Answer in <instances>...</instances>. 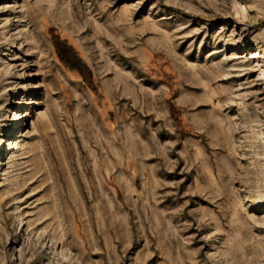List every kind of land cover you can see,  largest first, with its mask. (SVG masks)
<instances>
[{
	"label": "rangeland",
	"instance_id": "rangeland-1",
	"mask_svg": "<svg viewBox=\"0 0 264 264\" xmlns=\"http://www.w3.org/2000/svg\"><path fill=\"white\" fill-rule=\"evenodd\" d=\"M12 102L0 264H264V0H0Z\"/></svg>",
	"mask_w": 264,
	"mask_h": 264
},
{
	"label": "bare ground",
	"instance_id": "bare-ground-1",
	"mask_svg": "<svg viewBox=\"0 0 264 264\" xmlns=\"http://www.w3.org/2000/svg\"><path fill=\"white\" fill-rule=\"evenodd\" d=\"M24 103L12 102L10 106L13 108V111L10 112L11 126L0 138V161L4 163L7 159V154L12 153L15 148V145L18 142H21L24 136V125L26 121V116L22 110ZM9 119V118H8ZM17 126V127H16ZM23 127V129H21ZM13 129V133H12Z\"/></svg>",
	"mask_w": 264,
	"mask_h": 264
}]
</instances>
